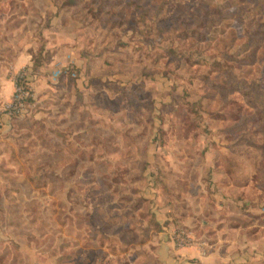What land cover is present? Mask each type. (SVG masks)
<instances>
[{
  "label": "rangeland",
  "instance_id": "rangeland-1",
  "mask_svg": "<svg viewBox=\"0 0 264 264\" xmlns=\"http://www.w3.org/2000/svg\"><path fill=\"white\" fill-rule=\"evenodd\" d=\"M29 68L0 130V264H163L178 235L264 233V0H0V86Z\"/></svg>",
  "mask_w": 264,
  "mask_h": 264
},
{
  "label": "crops",
  "instance_id": "crops-1",
  "mask_svg": "<svg viewBox=\"0 0 264 264\" xmlns=\"http://www.w3.org/2000/svg\"><path fill=\"white\" fill-rule=\"evenodd\" d=\"M30 59L27 54H19L13 61V68H22L30 66ZM30 72L31 68H29ZM43 68L40 69L42 71ZM7 88V91L4 89ZM13 82L5 80L0 86V100L7 101L12 93ZM4 98H1L2 95ZM3 104V103H2ZM5 125L2 129H6L11 125V119L4 117ZM201 208V202L198 204ZM202 209L199 211L201 212ZM200 216V215H198ZM196 217V216H195ZM167 218V217H166ZM161 217H158V220ZM163 221V219H161ZM189 216L182 218L181 222H188ZM199 222L203 224H211L212 221L204 219L201 215ZM216 224V223H215ZM216 225L215 231L211 235L209 241L203 240L195 242V245L173 247L169 249L172 243H167L166 247L161 249V261L163 264H249L253 259L264 255V233L263 227L257 226L249 229L242 227H227L225 224ZM173 250V254H171ZM170 252V253H169Z\"/></svg>",
  "mask_w": 264,
  "mask_h": 264
},
{
  "label": "built area",
  "instance_id": "built-area-1",
  "mask_svg": "<svg viewBox=\"0 0 264 264\" xmlns=\"http://www.w3.org/2000/svg\"><path fill=\"white\" fill-rule=\"evenodd\" d=\"M30 77V71H26V69L17 73L10 99L0 106V129L5 125V116L10 120L26 112L29 106V99L32 98ZM176 239L177 246H185L187 243L181 235H178Z\"/></svg>",
  "mask_w": 264,
  "mask_h": 264
},
{
  "label": "trees",
  "instance_id": "trees-1",
  "mask_svg": "<svg viewBox=\"0 0 264 264\" xmlns=\"http://www.w3.org/2000/svg\"><path fill=\"white\" fill-rule=\"evenodd\" d=\"M34 66H36V65H34ZM33 69H34V67H33ZM249 91L253 92V91H251V87L250 86H249ZM30 100H31V98L29 99V102H30Z\"/></svg>",
  "mask_w": 264,
  "mask_h": 264
}]
</instances>
